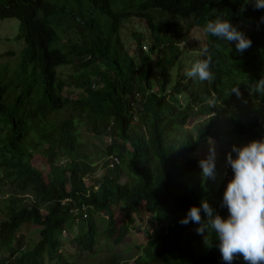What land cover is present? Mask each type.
<instances>
[{
	"label": "trees",
	"instance_id": "16d2710c",
	"mask_svg": "<svg viewBox=\"0 0 264 264\" xmlns=\"http://www.w3.org/2000/svg\"><path fill=\"white\" fill-rule=\"evenodd\" d=\"M217 15L252 46L237 52L205 34ZM261 17L264 9L245 0H0V21L18 22L21 44L14 67L0 72V264H76L61 237L78 256L100 243L122 245L139 210L158 230L131 259L111 253L98 264H225L215 238L204 242L198 225L179 220L201 198L226 217V154L264 137V95L253 92L264 76ZM132 18L146 25L147 52L138 31L132 51L122 47L118 31ZM183 26L202 29L197 59L207 48L213 82L184 75L171 84ZM65 66L71 73L62 77L56 69ZM236 85L239 97L229 93ZM213 93L219 106L205 103ZM189 119L200 120L192 131ZM79 126L107 138L101 164L86 153ZM210 139L218 147L215 178L191 186L202 159L193 154ZM31 226L35 239L22 234Z\"/></svg>",
	"mask_w": 264,
	"mask_h": 264
},
{
	"label": "clouds",
	"instance_id": "9594fccd",
	"mask_svg": "<svg viewBox=\"0 0 264 264\" xmlns=\"http://www.w3.org/2000/svg\"><path fill=\"white\" fill-rule=\"evenodd\" d=\"M245 2L253 3L256 10L264 9V0ZM261 23H264V17H261ZM203 31L219 40L233 42L237 52L252 46V41L243 32L219 15L207 20ZM200 55L205 58L191 63L185 75L190 79L211 83L216 78L210 67L212 57L207 48L202 49ZM253 92L264 95V76L256 81ZM229 93L240 96L237 85ZM205 103L215 107L221 102L213 93L206 98ZM215 158V147L210 146L208 155L198 161L202 180L215 178ZM226 161L232 176L226 182L220 206L227 208V216L222 217L201 198L199 206H190L179 223L198 225L195 232L204 238V242L210 236L215 238L218 241L216 247L225 264H232L240 256L245 264H264V137L239 146L232 145L231 151L226 154ZM201 211L204 213L203 218Z\"/></svg>",
	"mask_w": 264,
	"mask_h": 264
},
{
	"label": "rangeland",
	"instance_id": "374dc122",
	"mask_svg": "<svg viewBox=\"0 0 264 264\" xmlns=\"http://www.w3.org/2000/svg\"><path fill=\"white\" fill-rule=\"evenodd\" d=\"M55 1V0H50ZM104 18V16H101ZM182 34L184 36V41H182L179 45L180 55L176 58V61L173 63V66L170 70L171 75V84L178 76H184L186 70L190 67L191 63L197 60L198 52L200 51V47L203 45V33L201 28L192 27L188 30L183 26ZM140 33V41L141 45L144 49L148 50L150 40L149 33L147 31L146 25L142 20L137 18L129 19L123 26V28L119 29L118 36H120V40L122 42V47L126 52H131L134 48V41L132 40V33ZM18 33V22L14 19H5L0 21V72L4 73L6 70H10L8 66L15 65L17 60V56H13L20 49V42L14 40V37ZM17 42V44H16ZM6 52H12L13 57L7 56ZM153 58V57H152ZM15 61V63H14ZM14 64V65H12ZM12 67V68H13ZM6 70H5V69ZM11 68V69H12ZM57 74L59 73L62 77H65L70 71V67H60L56 69ZM182 93L184 95L187 94L186 90H183ZM199 121L196 119H189L186 123L185 129L192 131L196 124ZM80 141L86 146L85 151L88 155H90L91 159L94 162L101 164L103 162L102 151L104 143H107L106 137H93L88 132H86L81 126L78 127ZM211 142V145H210ZM214 146L216 156L218 155V147L213 142V140H209L206 145L199 146L196 152L193 154L195 158H205L208 155L209 147ZM102 175V169H97L94 173L95 177H100ZM193 178L195 180H189L188 184L193 185L195 181L203 182L201 175H194ZM126 180L125 176H120L119 183H124ZM3 191L4 188H0V191ZM159 228L158 225H155L150 218V215L144 213L142 210H139V217L135 218V226L130 231V235L128 237L127 242L122 245H112L110 243H100L98 248L94 250L92 254H84L83 256L75 255L74 249L70 246L68 240L69 237H61L62 240V250L67 253V259L70 261H74L76 264H98L102 259L109 256V254H121L124 259H131L135 254L134 246H139L145 243L146 235L153 234ZM37 227L31 226L28 227L26 231L22 234L25 238L29 236L32 238H37L36 235ZM63 236V235H62ZM60 238V237H59Z\"/></svg>",
	"mask_w": 264,
	"mask_h": 264
},
{
	"label": "built area",
	"instance_id": "2783aa9c",
	"mask_svg": "<svg viewBox=\"0 0 264 264\" xmlns=\"http://www.w3.org/2000/svg\"><path fill=\"white\" fill-rule=\"evenodd\" d=\"M143 49H144V48H143ZM113 161H114V162H116V160H115V159H113Z\"/></svg>",
	"mask_w": 264,
	"mask_h": 264
}]
</instances>
